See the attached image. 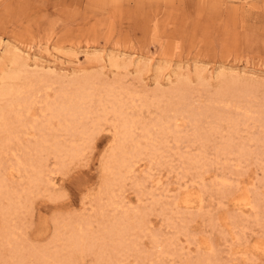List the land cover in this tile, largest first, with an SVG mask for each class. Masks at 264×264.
<instances>
[{"label": "rangeland", "instance_id": "obj_1", "mask_svg": "<svg viewBox=\"0 0 264 264\" xmlns=\"http://www.w3.org/2000/svg\"><path fill=\"white\" fill-rule=\"evenodd\" d=\"M11 51L50 74L41 87L94 83L78 126L92 136L51 120L49 144L77 155H32L26 127L0 154V264H264V0H0V90ZM118 223L125 248L107 233Z\"/></svg>", "mask_w": 264, "mask_h": 264}, {"label": "bare ground", "instance_id": "obj_2", "mask_svg": "<svg viewBox=\"0 0 264 264\" xmlns=\"http://www.w3.org/2000/svg\"><path fill=\"white\" fill-rule=\"evenodd\" d=\"M6 50L7 49H5V51ZM8 53H9V51H8ZM12 53H14V55H13V59H12L11 63H12V65H15V70H11L12 72L9 71V73L7 72V74L4 73L5 75H3V76H4V79L6 82L4 83L5 84L4 87L0 90V97H4V98L8 97V99H9V100L7 99V101H8V104H6L7 107L4 108V110L0 111L1 112L0 113V133L4 134V137H5L4 140L2 141V144H0V154L4 155L6 152H8V149H10L12 142H14V140L16 141L19 139L20 129H22V127H26V129L30 128V129H34V130L39 131L38 132V134H39L38 139H36L35 142L30 147H27V148H29L30 151H32V155L33 154L39 155V154H42L45 151L47 152L49 150H51L52 153L54 152V154L56 153L55 155H57V154L65 155L66 159L68 156L73 157V156L77 155L79 153V149H80L81 145L79 146L78 144H71L70 146L69 145L66 146V145H63L62 143L60 144L58 141H54L52 143L53 145H50L48 142L47 136L45 135V132H46V128L48 126H50L51 120H54V121L57 120L58 126L60 127L59 128L60 131L65 132L67 135L69 134V136H71V137L75 136L76 134H79V136L77 135L78 137H81V138L87 137V139H88L89 133H91V132L88 133V130L86 129L87 126L86 127L84 126L83 128H81V130L78 129V126H79V123H81V120L83 118H85L87 116V114L89 113L87 111L85 104L87 101H90V98H89L90 92H93L91 87L93 86L92 84H94V83L91 84L90 80L79 79V77L76 76L75 78L73 77V78L69 79L68 81H65V84L63 83V81H61L59 79L60 81H52V82L50 81V83L46 84L44 87H41V86H43L42 84H45L46 82H48L47 78H48V75H50V74L46 73V72L40 73V71L38 72L35 70L33 71V69H32V71L31 70L29 71L27 68L26 59L24 61V59L21 55H19L16 52L11 51L10 54H12ZM4 54H5V52H4ZM10 56L6 55L5 57L9 58ZM32 56H34V55H32ZM99 58H101V57H99ZM1 59H2V57H1ZM7 61L9 62L10 60L8 59ZM108 61L110 62V66L114 65L113 62L115 60L113 58L109 59ZM33 62L37 63L34 60H33ZM11 63H10V65H11ZM47 68H49V67H47ZM13 69H14V67H13ZM49 78H50V76H49ZM8 81H10L12 83H10ZM53 84H57L58 87H56L57 89H53V93L51 94L48 89H50L49 87H53ZM108 85H111V84H107V86ZM105 86H106V84H105ZM89 90H91V91H89ZM177 90L179 91L180 89L178 88ZM41 91L43 92L40 95L42 98L39 95H38L39 97L38 96L37 97L41 98L40 102L42 103V106L40 108V111H41L42 120H44V121L41 122L40 125H38L37 123L28 124L29 120L27 121L26 116L30 112V109L33 105V102H37L36 99H38V98L35 99L34 95L37 92H39L38 94H40ZM108 91H112V89H108ZM113 92H114V89H113ZM108 93H111V92H107L106 94H103V96L107 95ZM169 94H171V93H169ZM183 94H185V93H183ZM111 95L112 94H110V96L108 95L109 99H110ZM174 95H175V93H174ZM238 95H239V93H238ZM97 96H98V94H97ZM33 99H35L36 101H33ZM107 99L108 98H106V100H104V101L107 102ZM109 99H108V101L110 102ZM115 101H116V103H118L119 102L118 98H116ZM101 102H103L102 99H101ZM98 103H100V102H98ZM100 104L103 105L102 103H100ZM3 106H4V104H3ZM102 109H103V107H102ZM117 109H116L117 114L119 113V115H121V112H118L119 110H117ZM123 121H124L123 124L120 125L122 130L120 132L121 134L119 133L120 134L119 140L126 142L128 139H130V131H131L130 128L132 127V125H130V123L125 121V120H123ZM42 123H43V125H41ZM97 123H94V125H96ZM120 126H119V128H120ZM91 136H92V133H91ZM89 138H91V137H89ZM83 141H85V140H83ZM119 143H120V141H119ZM115 149L119 150L120 152L122 151V153H124L121 145L118 147H115ZM30 151H28V152H30ZM51 151H49V152H51ZM120 152H119V154H120ZM138 152H136V151L132 152V153H130V155H128V153H127L126 154L127 156L126 155L124 156L123 154H121V157L118 159V162H117V174H120L119 170L121 168H124V170L126 172H128V171L130 172V170L132 168V163L134 162V161L133 162H131V161L133 160L134 157L137 156ZM58 157H60V156H58ZM41 165L42 164H40V166H38V167H40V169H41ZM105 167H106V165H105ZM41 170H39V171H41ZM125 171H122V172H125ZM40 175H41V173H40ZM40 175L38 176V180H40V178H42ZM236 200H239L240 203L242 205H244V207H245V205L250 204L248 197L245 195H240V196L236 197ZM137 218H139V217H137ZM137 218H135V219H137ZM140 218H143V217H140ZM139 219L134 220V222L135 223L137 222L136 224H138L139 222H141V221H139ZM142 221H144V220H142ZM123 225H124L123 223H118V224L113 225L109 229H107V233L109 234V236H116L117 237V239H118L117 246L121 247V248L126 245V243L123 245L124 242L122 240V238L124 236L123 234L125 233V232H123L125 230V226H123ZM126 227H129V226H126ZM131 228L137 229V225H134V226L131 225ZM138 228H139V226H138ZM73 229H74V227H73ZM126 230H130V229L126 228ZM78 231H73L72 232V238H69V239H71L68 242L69 243L68 246H70V249L71 248L72 249H75V248H81L82 249L84 244H85V241H87L86 237H83V235L80 234L81 232L79 233ZM87 238L90 239L89 242L92 240L93 243H95V240H93V238L95 239V237H93L92 235H87ZM97 238L98 237H96V239ZM88 245L89 244L87 243V247H89ZM128 246H130V245H128ZM128 248H129V250H131L132 247L131 248L128 247ZM126 250H128V249L126 248Z\"/></svg>", "mask_w": 264, "mask_h": 264}]
</instances>
